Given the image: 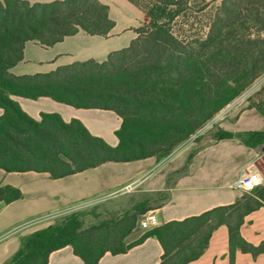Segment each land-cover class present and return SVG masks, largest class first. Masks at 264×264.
Wrapping results in <instances>:
<instances>
[{
	"label": "trees",
	"instance_id": "obj_1",
	"mask_svg": "<svg viewBox=\"0 0 264 264\" xmlns=\"http://www.w3.org/2000/svg\"><path fill=\"white\" fill-rule=\"evenodd\" d=\"M129 1L147 21L135 29L137 36L128 46L111 51L101 62L75 61L24 75L10 69L23 59L27 41L50 47L79 31L107 36L115 22L109 6L99 0L0 1V168L59 178L106 161L161 159L264 75V0H212L217 3L206 33L190 37L172 30L190 0ZM11 95L113 110L122 118L115 132L119 143L111 146L80 120L65 122L57 113H42L35 120ZM248 102L264 116V85ZM234 137L247 147L264 148V130L234 133L217 127L212 132L214 140ZM20 197L18 188L0 186V203ZM261 206L264 184L243 191L231 204L147 229L129 244L124 240L147 201L122 217L87 227L72 213L23 236L19 249L3 264H48L50 253L66 245L85 264H97L105 252H126L149 236L162 245L159 264H187L203 253L221 225L228 230L232 263L237 249L254 256L264 253V242L253 245L240 233L245 216Z\"/></svg>",
	"mask_w": 264,
	"mask_h": 264
},
{
	"label": "crops",
	"instance_id": "obj_2",
	"mask_svg": "<svg viewBox=\"0 0 264 264\" xmlns=\"http://www.w3.org/2000/svg\"><path fill=\"white\" fill-rule=\"evenodd\" d=\"M99 1L109 6L110 18L117 19L112 8L114 0ZM117 1H121L122 6L137 10L141 24L146 21L144 12L135 4L129 0ZM111 31L107 36L100 37H108ZM85 36L99 35L79 31L50 47L27 41L23 59L10 72L14 75L44 73L75 61L94 59L101 62L113 51L101 54L100 58L72 57L66 62H55L52 68H43V64L53 63L58 57L69 54V50L62 47L69 38L90 40L84 39L87 38ZM136 36L135 32L132 40ZM26 64H38L40 68L26 67ZM253 85L212 119L217 127L234 133L264 130V116L254 107H248V98L264 85V75ZM11 97L35 120H40L42 113H57L65 122L80 120L92 135L111 146L119 143L115 132L120 128L122 118L113 110L75 107L47 96L36 99L19 95ZM3 113L4 109L0 107V116ZM190 154L192 156L188 159ZM248 171H256L264 184V148L247 147L237 137L214 140L211 135L203 138L193 136L161 159L149 156L126 162L106 161L59 178H53L48 172H7L0 168V186L11 185L21 191L20 198L0 203V264L15 254L23 236L72 213H77L83 227H87L109 218L122 217L147 201V209L138 218L153 212L158 226L170 220L198 215L219 205L231 204L242 195L243 190L238 188L237 181ZM161 196L167 198L161 200ZM240 233L253 245L264 242V206L245 216ZM163 252L159 240L149 236L126 252H105L97 264H159ZM48 264L85 263L71 245H66L50 253ZM187 264H264V253L254 256L237 249L231 263L228 230L221 225L212 232L203 253Z\"/></svg>",
	"mask_w": 264,
	"mask_h": 264
},
{
	"label": "rangeland",
	"instance_id": "obj_3",
	"mask_svg": "<svg viewBox=\"0 0 264 264\" xmlns=\"http://www.w3.org/2000/svg\"><path fill=\"white\" fill-rule=\"evenodd\" d=\"M216 3L217 2L212 0H190L188 6L189 8L183 11L182 14H180L172 22L173 32L180 37H190L194 34H205L208 29V25ZM112 8L113 14L117 19H114L116 24L108 37L85 36L87 38L84 39L90 40H82L80 38H69V40L62 45L63 49L65 48V50H69V54L58 57L53 63L49 62L43 64V68H52L55 66L56 63L69 61L72 57L76 59H86L89 57L100 58V55L105 52L128 46L135 35V29L141 24L140 19H138V11L126 7L125 5L122 6V2L117 0H114V3H112ZM38 66V64H26V67L40 68ZM253 86L255 85H252V87ZM212 119H210L188 139L193 136H199V138H203L206 135L212 136V132L217 128L216 124L212 122ZM184 170L185 167L182 171ZM166 198V196L163 198L162 196L160 197L161 200H164ZM143 231H145V228H142L140 226V218H138L136 228L129 235H127L124 240V244H129L137 240L143 233Z\"/></svg>",
	"mask_w": 264,
	"mask_h": 264
},
{
	"label": "built area",
	"instance_id": "obj_4",
	"mask_svg": "<svg viewBox=\"0 0 264 264\" xmlns=\"http://www.w3.org/2000/svg\"><path fill=\"white\" fill-rule=\"evenodd\" d=\"M262 184V178L256 171H248L243 173V175L237 181V186L243 191H248L253 189L255 186ZM158 220L153 212L145 213L140 218V226L142 228L148 229L156 226Z\"/></svg>",
	"mask_w": 264,
	"mask_h": 264
}]
</instances>
